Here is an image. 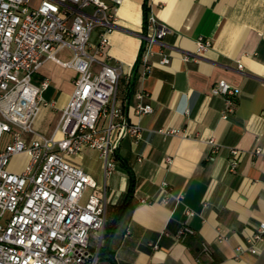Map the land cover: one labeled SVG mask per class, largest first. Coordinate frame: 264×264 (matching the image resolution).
Masks as SVG:
<instances>
[{
	"label": "crops",
	"instance_id": "1",
	"mask_svg": "<svg viewBox=\"0 0 264 264\" xmlns=\"http://www.w3.org/2000/svg\"><path fill=\"white\" fill-rule=\"evenodd\" d=\"M146 12L171 30L153 47L147 75L138 63ZM108 36L110 62L122 67L117 103L128 122L142 128V137L127 134L118 143L116 168L106 180L107 222L115 229L97 264H264V241L255 244L257 253L248 241L264 221V0H121L116 28ZM200 36L211 48L184 61L186 53L196 54ZM163 54L170 59L166 65L160 62ZM59 56L67 60L71 54ZM41 66L35 82L50 81L43 97L51 105L41 106L35 127L49 136L78 75L50 60ZM220 80L238 89L227 119L220 114L224 97L211 93ZM139 91L146 93L152 114H136ZM48 110L59 116L52 130L42 133ZM169 129L180 134H164ZM212 140L219 146L216 153ZM232 149L239 151L235 172L229 169ZM256 149L262 155H255ZM89 150L101 160L99 169L86 163ZM16 160L22 162L18 167ZM27 161L19 155L9 168L20 172ZM70 161L105 183L97 150ZM165 182L174 196H183L181 202H160ZM188 209L195 214L187 215ZM184 225L195 235L181 241L176 235ZM202 244L210 247L211 261H197Z\"/></svg>",
	"mask_w": 264,
	"mask_h": 264
},
{
	"label": "built area",
	"instance_id": "2",
	"mask_svg": "<svg viewBox=\"0 0 264 264\" xmlns=\"http://www.w3.org/2000/svg\"><path fill=\"white\" fill-rule=\"evenodd\" d=\"M121 0H0V264H97L107 223V178L114 172L120 139L142 137V128L128 122L117 103L122 73L120 65L108 57L109 36L116 28V10ZM142 49L138 63L147 75L154 46L162 45L171 30L149 14L145 20ZM203 36L196 39V54L186 53L183 60L195 59L211 48ZM68 51L64 60L59 55ZM72 68L77 73L75 88L68 104L49 136L36 130L41 106H50L43 94L49 80L35 82L45 61ZM161 64L170 59L163 54ZM243 71V65L238 64ZM213 95L223 96L227 119L234 112L238 89L226 80L212 86ZM146 93H136L138 116L153 113L145 102ZM9 140L3 142L4 134ZM168 136L178 129L164 131ZM212 152L219 146L212 140ZM87 149L97 150L104 161L105 183L100 185L82 168L71 163ZM230 171L239 165V151L231 150ZM256 149L255 155H262ZM19 155L27 164L20 172L9 166ZM170 164L172 160L167 159ZM88 191H90L88 193ZM160 202L174 196L169 185L161 186ZM142 203H149L142 200ZM193 216L194 211L186 210ZM91 234H99V249L90 251ZM195 231L184 225L177 233L183 241ZM222 238V237H221ZM264 241V221L249 238ZM153 250L157 244L152 245ZM202 244L197 255L212 260V252ZM159 264V263H150Z\"/></svg>",
	"mask_w": 264,
	"mask_h": 264
},
{
	"label": "rangeland",
	"instance_id": "3",
	"mask_svg": "<svg viewBox=\"0 0 264 264\" xmlns=\"http://www.w3.org/2000/svg\"><path fill=\"white\" fill-rule=\"evenodd\" d=\"M59 116L58 112L55 111H51L48 110L47 113L45 114L44 118H43V122H42V126L40 127V131L42 133H47V131L50 129L52 130V128L55 126L56 122H57V118ZM3 136V142H7L9 140V135L8 134H4ZM87 153V158L86 163H88L90 166H93L94 168L99 169L100 168V163L101 160L97 159L95 157V154L92 150H89ZM22 162L20 160H16L15 162H13L14 167H18L19 164H21ZM99 183V182H98ZM90 191H88L89 193ZM99 239H100V235L99 234H91V238H90V251L93 252L94 254H96V252L98 251V247H99ZM101 260V256L98 257V261L97 263Z\"/></svg>",
	"mask_w": 264,
	"mask_h": 264
},
{
	"label": "trees",
	"instance_id": "4",
	"mask_svg": "<svg viewBox=\"0 0 264 264\" xmlns=\"http://www.w3.org/2000/svg\"><path fill=\"white\" fill-rule=\"evenodd\" d=\"M149 14L146 12L145 15V20L147 18ZM146 22V21H145ZM145 22H144V26H145ZM118 158V155H117ZM125 204V202H124ZM124 204H122L119 208H123ZM105 231H104V236H103V245L101 246L100 250H99V256H101V254L103 253L104 249L107 247V243L109 241L110 236L112 235L114 229H115V224L113 222H107L106 226L104 227Z\"/></svg>",
	"mask_w": 264,
	"mask_h": 264
}]
</instances>
